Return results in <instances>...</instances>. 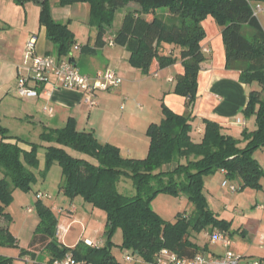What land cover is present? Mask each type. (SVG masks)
I'll list each match as a JSON object with an SVG mask.
<instances>
[{"label": "trees", "instance_id": "16d2710c", "mask_svg": "<svg viewBox=\"0 0 264 264\" xmlns=\"http://www.w3.org/2000/svg\"><path fill=\"white\" fill-rule=\"evenodd\" d=\"M18 6L32 3L41 9L40 25L54 46L58 59L69 58L77 41L68 24L53 18L51 0H13ZM78 4L90 7V23L97 29L95 47L85 45L81 53L95 54L107 45V35L119 10L127 9L120 29L112 34L115 44L125 47L130 65L145 75L168 68L178 60L184 67L174 94L186 99V114L178 115L162 104V121L147 130L150 140L145 159L124 158L118 147L101 144L93 133L80 131L71 118L61 129L47 128L41 144L30 143L8 134L0 125V219L10 222V204L16 190L29 193L37 180L38 153L45 150L46 169L57 163L64 183L60 190L69 199L81 197L85 204L106 218V241L93 248L79 242L66 247L58 238L59 221L43 200L37 199L40 222L28 248L20 250L19 259L32 264H53L72 254L86 264H121L112 253L113 235L121 230L119 247L141 261L154 264L163 249L183 258L208 252L193 241V234L223 231L231 238L232 223L220 219L208 206L204 195L205 179L226 172L227 180H240L243 188L260 189L263 168L254 153L264 149V28L254 16L251 0H58L62 8ZM212 17L222 28L226 51V69L240 72V82L252 88L244 117L255 118L256 130L242 133L241 140L223 133L222 127L205 120L199 140L193 137L194 110L198 99V76L206 60L202 42L206 38L203 22ZM249 31V35L245 32ZM168 46L173 49L169 51ZM177 50V52H175ZM16 141L14 144L5 141ZM30 150H24L20 145ZM69 150L87 158L73 157ZM123 178L133 182L136 194L122 195L118 184ZM161 193L184 194L194 206L189 215H179L174 223L164 221L151 202ZM8 226L0 227V246H17ZM14 258L0 255V264H12Z\"/></svg>", "mask_w": 264, "mask_h": 264}, {"label": "crops", "instance_id": "0c3cea01", "mask_svg": "<svg viewBox=\"0 0 264 264\" xmlns=\"http://www.w3.org/2000/svg\"><path fill=\"white\" fill-rule=\"evenodd\" d=\"M255 1L259 2L260 0ZM78 5L59 9L58 0H51L53 18L58 21L57 15H61L63 20H67V16H70L68 9H72L71 13L74 16V13L80 9ZM257 5L260 4H253V6ZM40 13V7L32 3L21 7L16 5L13 0H0V125L5 119H10L18 127L40 131V138L45 129H61L66 126L69 119L73 118L77 122L78 130L93 133L101 144L118 147L124 158L145 159L150 146L147 130L151 124H159L162 121V104L178 115L186 114V99L174 94L177 80L185 72L181 60L168 68L158 69L153 75H145L130 65V55L125 47L116 44L110 47L107 44L102 48L104 59L101 64L95 59L98 50L95 54L81 53V47L85 44L77 42L70 54L75 61L77 56L75 50H78L82 55L80 59L83 55L90 56L85 59V63L93 69L91 75L113 71L123 79L122 86L112 92H98L95 95L98 105L91 108L85 102L86 96L81 91L57 87L56 80L51 77L49 96L23 99L17 94V83L19 78L30 76L31 57L26 49L30 38L33 36L37 38L36 53L38 55L57 56L54 46L46 37V29L40 25ZM261 14L263 17L258 15V19L264 28V9ZM203 27L206 38L202 42V48L206 60L201 65L198 76V99L193 114V137L196 135L198 140L203 137L204 121L208 120L218 123L222 127L223 133L241 140L240 146L244 147L246 142L242 141V133L245 130L250 133L256 130L255 118L248 119L242 114L248 104L249 93L255 86L242 84L240 72L226 69V51L222 28L216 24L212 17H208L203 22ZM93 43L94 41L91 39L88 45L91 47ZM168 48V52L173 49L172 46H168ZM125 98H127L126 101ZM123 102L128 103L124 105ZM83 118H87L86 124L88 125H81ZM5 128L11 135L10 129ZM2 141L0 135V144ZM5 142L14 144L16 141ZM20 146L24 150H30L26 145ZM218 173L223 183L226 177L223 172ZM3 177L4 174L0 171V179ZM206 179L205 185L208 181ZM207 191L211 192V189L207 187ZM63 211H68V213H64L65 215L78 214L75 209H63ZM61 212L62 210H60ZM233 212H231V218L216 215L220 219L231 222V231L235 232L237 229L233 227L235 223L233 218L236 215ZM90 213L101 212L91 210ZM101 214H99L100 217L104 216L105 218V215ZM64 220L68 222V227L65 228L69 231L60 241L66 247L74 248L79 242H82L81 238L70 243L71 245H67L65 242L69 238L71 226L78 224L79 221L75 218L72 221L69 218ZM250 221H243L238 227L237 231L244 239L247 238L249 231L248 226L244 229V225L245 223L251 224ZM256 233L258 239L261 240L264 235V219L259 222ZM201 234L208 242V252L203 255L218 256L223 254L224 249L221 245L211 244L205 237V232ZM198 236V234H193V238H196L193 241L196 244H198L196 241ZM91 240L86 238V242H92ZM17 241L20 244L18 239ZM104 244L105 242L100 246L103 247ZM1 250L3 249L0 248L2 254ZM251 251L252 248H247L245 251L235 252L244 258L243 264H247L251 262L249 260ZM19 255L18 260H20ZM23 261L30 263L28 259Z\"/></svg>", "mask_w": 264, "mask_h": 264}, {"label": "rangeland", "instance_id": "374dc122", "mask_svg": "<svg viewBox=\"0 0 264 264\" xmlns=\"http://www.w3.org/2000/svg\"><path fill=\"white\" fill-rule=\"evenodd\" d=\"M252 1L254 5L259 3L260 6L264 9V0H260L259 2L255 0ZM78 6L80 9L79 11L74 13V16H72L71 13L72 9H68L70 16H67V20H63V18H61V15H57V19L60 23L69 25V28L73 32L77 42L88 45V42L92 39L94 43L91 47H95L97 29L90 23V7L87 4H80ZM58 8L62 9V7L59 6ZM125 12H127V9L118 11L114 24L106 37L107 40L109 38H113L112 34H115L116 31L120 29ZM259 15L261 16V18L263 17L261 13ZM245 32L249 35V31ZM97 50L98 54L95 56V59L102 64L104 59L102 48H98ZM75 53L77 55L76 63L81 73L91 75L90 73H92L93 69L91 68V66L85 63V59L90 56L83 55V57L80 59L82 55L79 54L78 50H75ZM254 86V88L258 87L257 85ZM123 103L124 105H126L128 102ZM86 123L87 118H83L81 120V125L83 126ZM1 126L4 128L8 127L12 136H17L30 143L41 144V140L39 138L40 131H34V129H23L13 124L10 119H5L2 122ZM194 137L196 139L198 138L196 135H194ZM69 153L76 158L89 159V157L72 150H69ZM38 158L40 161L39 168L32 169L37 177V180L32 183L31 191L27 193L22 190H16L14 192V198L9 207V211L11 214L10 222L7 224L4 220L0 219V226H8L11 233L15 236L16 239L19 240L20 243L17 246H0V248L3 249L1 250L2 254L0 253L1 256L15 259L12 264H32L31 262L29 263L23 260H18L17 257L22 248L29 247L30 242L40 222L39 210L37 207L38 193L49 194L52 197L51 200H44V204L52 209L53 214L58 219V229L62 227H68V222H65V218H69L71 219V221L73 218H75L79 221L78 224L71 226L72 229L70 231L69 238L66 241L67 243L65 242V244L71 245L70 243L80 238L82 242L85 243L87 237L92 239L91 241L94 244H103L106 241V218H104V216L100 217L99 214L101 213L91 214L90 212L92 210V206L85 204L81 197H77L72 200L64 196V194L60 190L61 186L64 183L61 167L57 163L53 164L47 171V175L44 177L42 175V173L46 169L44 149L39 150ZM253 158L264 170V149L257 150L254 153ZM206 180L208 181L204 186V195L212 212L220 215L221 217L231 218V212L234 211L233 213L236 216L234 218L232 217L235 220L233 227L237 230L238 227L241 226V223L243 221L251 220V224L245 223L244 225V229L247 226L249 228L247 238L244 239L242 236H240L237 230L231 237L233 243V246L231 247L232 250L238 252L245 251L247 250V248H252V251L250 252L251 256H249V260L251 262L249 263L257 261L261 262V264H264V243H262L261 240L258 239V235L256 233L259 222L264 219V177L260 180V189L251 187L243 188L242 181L229 180V186H234L237 188L236 193H231L229 192V189L222 187V181L220 179L219 173L211 175ZM207 187L211 189V192L207 191ZM117 188L122 195L128 197H132L136 194L133 182L126 178L122 179ZM260 207H262V209H260ZM151 208L164 221L169 223H174L179 215H189L194 211L192 202L187 196L182 193L178 195L172 193H161L157 195L151 202ZM29 209L32 210L31 213L28 212ZM63 209H75L78 211V214L71 215V213H69V215H65L64 213H68V211H63ZM60 210H62L61 213ZM193 239L195 240L196 238ZM112 241L115 244L113 246L112 253L119 263L127 264L125 260L127 251L119 247V245H121L123 241L121 230H117L114 233ZM196 241L201 248H205L208 243L202 234H199Z\"/></svg>", "mask_w": 264, "mask_h": 264}, {"label": "built area", "instance_id": "2783aa9c", "mask_svg": "<svg viewBox=\"0 0 264 264\" xmlns=\"http://www.w3.org/2000/svg\"><path fill=\"white\" fill-rule=\"evenodd\" d=\"M254 16L263 11L260 5L254 6ZM37 38L31 37L27 44V52L31 57L30 76L21 77L17 83V94L20 98H38L49 96V86L51 85V77L57 82V87L71 90L81 91L85 96V102L88 106L96 107L97 100L95 95L98 92H108L118 89L123 84V79L113 71L98 72L95 75L82 74L76 61L70 59H58L53 55H38L36 53ZM107 44L110 47L115 46L114 38H109ZM125 101L127 98L124 99ZM226 177V172L223 171ZM223 188L229 189V192L236 193L237 188L229 186V180L225 179L222 183ZM39 200H51L49 194L38 193ZM32 212L31 209L28 210ZM69 229H58V238L63 240ZM205 237L211 244L221 245L224 249L222 255L207 256L198 254L194 258H183L167 249L161 250L155 255L154 264H243V257L232 250V240L229 235L223 231L215 230L213 232H205ZM264 243V235L261 237ZM89 247L100 248V244L86 242ZM127 264H140L133 255L126 252L125 257ZM53 264H86L85 262L76 261L72 254H68L63 259H58ZM247 264H261V262H253Z\"/></svg>", "mask_w": 264, "mask_h": 264}]
</instances>
